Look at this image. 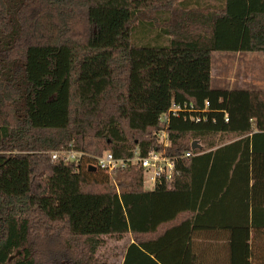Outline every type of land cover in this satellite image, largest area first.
<instances>
[{"label":"trees","instance_id":"obj_1","mask_svg":"<svg viewBox=\"0 0 264 264\" xmlns=\"http://www.w3.org/2000/svg\"><path fill=\"white\" fill-rule=\"evenodd\" d=\"M215 3L0 0V264H99L123 235L121 264H264V91L211 87L213 53L264 55V0ZM69 145L164 150L174 179L126 169L117 194L51 161Z\"/></svg>","mask_w":264,"mask_h":264},{"label":"built area","instance_id":"obj_2","mask_svg":"<svg viewBox=\"0 0 264 264\" xmlns=\"http://www.w3.org/2000/svg\"><path fill=\"white\" fill-rule=\"evenodd\" d=\"M205 107H208V103L205 104ZM184 108H187V106L184 105ZM181 111L180 106L172 105L169 112L164 114L159 120L161 127L157 131V136L163 148L168 146V137L165 130L168 118L170 115L177 116ZM192 155L191 152H188L185 157H191ZM50 159L53 162L73 165L75 170L79 168V165L86 170L94 168L95 172H99L109 178L117 194H119V187L115 175L120 171L126 169L142 170L144 182L152 187L150 190H153L158 185L170 184L175 174V159L167 156L164 150H152L144 156L135 151L131 157L117 158L110 151L92 156L80 152L74 149L72 145H69L62 150L52 152Z\"/></svg>","mask_w":264,"mask_h":264},{"label":"rangeland","instance_id":"obj_3","mask_svg":"<svg viewBox=\"0 0 264 264\" xmlns=\"http://www.w3.org/2000/svg\"><path fill=\"white\" fill-rule=\"evenodd\" d=\"M197 1L208 6L216 4L215 0ZM211 87L213 89L264 91V55L260 53H213L211 56ZM234 139H236L234 136H217L210 142L214 146H219ZM144 189L150 191L152 187L144 182ZM128 242H130L129 235L101 237L100 246L95 254L99 264H118Z\"/></svg>","mask_w":264,"mask_h":264},{"label":"water","instance_id":"obj_4","mask_svg":"<svg viewBox=\"0 0 264 264\" xmlns=\"http://www.w3.org/2000/svg\"><path fill=\"white\" fill-rule=\"evenodd\" d=\"M195 149H200V145L198 144L197 141H193V142L191 143V150H195ZM88 171H89V172H94L95 169H94V168H89Z\"/></svg>","mask_w":264,"mask_h":264},{"label":"crops","instance_id":"obj_5","mask_svg":"<svg viewBox=\"0 0 264 264\" xmlns=\"http://www.w3.org/2000/svg\"><path fill=\"white\" fill-rule=\"evenodd\" d=\"M129 244V242L127 243V245ZM126 245V246H127ZM124 250H125V248L123 249V253H124ZM123 253H122V255H121V259H120V262L118 263V264H121L122 263V257H123Z\"/></svg>","mask_w":264,"mask_h":264}]
</instances>
